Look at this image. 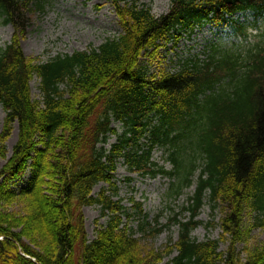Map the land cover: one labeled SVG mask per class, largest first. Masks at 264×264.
Here are the masks:
<instances>
[{
  "label": "trees",
  "instance_id": "trees-1",
  "mask_svg": "<svg viewBox=\"0 0 264 264\" xmlns=\"http://www.w3.org/2000/svg\"><path fill=\"white\" fill-rule=\"evenodd\" d=\"M42 1L0 0V17L15 31L0 50V158L6 160L0 170V264H160L174 253L171 264H264V242L244 243L253 229L264 232V45L244 57L213 49L209 61H189L173 74L148 75L140 65L159 42L210 15L217 24L238 11L264 16V0H170L160 17L146 5L109 0L121 34L44 62L26 58L20 48L25 15L42 11ZM235 28L245 34L244 25ZM34 79L40 101L30 96ZM15 123L18 139L6 159ZM109 136L116 143L106 150ZM158 148L170 171L153 161ZM120 162L131 174L175 178L172 197L195 183L184 208L188 217L169 220L178 235L163 250L142 247L141 240H153L165 227L149 221L140 203L130 201L143 238L123 225L132 215L112 198ZM27 171L25 185L12 190ZM98 184L107 189L93 197ZM13 204L18 212L7 208ZM206 204L221 210L215 224L220 239L200 242L191 234ZM93 206L107 221L88 240L82 209ZM247 211L254 214L248 228Z\"/></svg>",
  "mask_w": 264,
  "mask_h": 264
},
{
  "label": "rangeland",
  "instance_id": "rangeland-1",
  "mask_svg": "<svg viewBox=\"0 0 264 264\" xmlns=\"http://www.w3.org/2000/svg\"><path fill=\"white\" fill-rule=\"evenodd\" d=\"M136 2L138 5H146L154 17L165 15L171 6L170 0H128ZM44 9L37 11L32 8L25 15L24 35L20 38V48L24 56L28 59H38L46 61L58 54L71 55L74 52L87 51L89 48H97L105 39H111L121 34L118 19L109 0H43ZM240 22L245 19L251 23L253 17L250 14L238 17ZM253 23V22H252ZM246 34L247 41H238L233 38V32L228 28L213 27L203 25L195 27L191 33H181L177 42L170 41L156 50L152 56H142L140 65L144 67L148 75L158 74L161 71L175 73L188 60L200 61V64L207 62L212 55V48L223 49L230 47V44H239L240 51L245 52V47L252 49L255 46L264 45V21L256 26H249ZM14 28L0 17V50L9 44L14 36ZM17 34V33H16ZM26 52V53H25ZM151 53V51H150ZM30 96L33 101H40L41 95L38 89V80L30 82ZM5 113L0 105V132L2 130ZM111 127L119 134L122 132L120 124L112 122ZM16 132L13 136V132ZM18 139L17 124H13L12 131L5 143L6 159L10 158L12 148ZM38 143V141H36ZM116 143L115 136H109L107 142L102 145L106 150ZM101 147V146H100ZM153 160L164 165L167 170L171 166L165 163L166 154L163 150L157 149L153 152ZM6 160L0 158V170ZM28 177V174L26 175ZM26 179V178H25ZM117 194L113 196V201H120L126 209V213L132 215L129 220L123 219V225L129 226L135 232V237H143L138 231V218L134 214L131 199L142 205L144 213L149 221L158 219V225L165 227L163 232L153 240H141L142 247L154 252L163 250L167 240L171 238L177 240L178 228L167 226L168 222L175 214L180 219L188 217L184 208L187 206L188 197L195 191V183L185 189L180 197L169 195L170 188L174 180L157 176L155 178L143 177L131 174L122 162L117 166L114 174ZM196 181V175L193 178ZM175 183V182H174ZM25 185L24 181L17 185H12L11 189L18 191ZM102 189H107L105 184H98L92 190V196L96 197ZM10 211L18 212L19 207L14 204L7 207ZM84 217V228L88 240H93L95 229L99 225H105L107 218L102 217L99 206L84 207L82 209ZM221 210H212L209 205H204L199 212L198 221L201 225L191 234L197 241L220 239V230L215 226L221 218ZM254 214L250 211L245 213L244 221L248 228ZM249 246H257L264 242V232L261 229H253L245 242ZM244 243L239 245L243 247ZM227 244H220V251L227 249ZM175 253L166 257L160 264H171V259Z\"/></svg>",
  "mask_w": 264,
  "mask_h": 264
},
{
  "label": "bare ground",
  "instance_id": "bare-ground-1",
  "mask_svg": "<svg viewBox=\"0 0 264 264\" xmlns=\"http://www.w3.org/2000/svg\"><path fill=\"white\" fill-rule=\"evenodd\" d=\"M25 53H26V52H25ZM15 134H16V132L14 131V132H13V136H15Z\"/></svg>",
  "mask_w": 264,
  "mask_h": 264
}]
</instances>
